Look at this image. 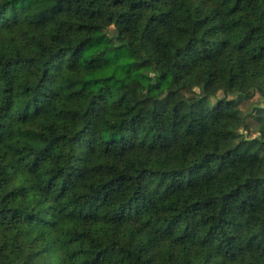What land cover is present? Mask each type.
Here are the masks:
<instances>
[{"label":"trees","instance_id":"obj_1","mask_svg":"<svg viewBox=\"0 0 264 264\" xmlns=\"http://www.w3.org/2000/svg\"><path fill=\"white\" fill-rule=\"evenodd\" d=\"M0 264H264V0H0Z\"/></svg>","mask_w":264,"mask_h":264},{"label":"rangeland","instance_id":"obj_2","mask_svg":"<svg viewBox=\"0 0 264 264\" xmlns=\"http://www.w3.org/2000/svg\"><path fill=\"white\" fill-rule=\"evenodd\" d=\"M159 85V86H158ZM158 85L157 86H155V88H154V90L158 93V92H160L162 89H163V87H164V85H165V79L163 80L162 78L159 80V82H158ZM257 98H258V96L256 95L254 98H253V100H257Z\"/></svg>","mask_w":264,"mask_h":264}]
</instances>
